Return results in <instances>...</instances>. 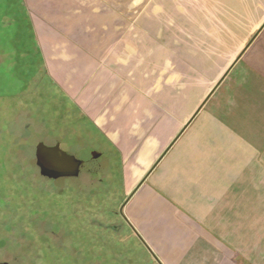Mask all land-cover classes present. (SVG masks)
Returning a JSON list of instances; mask_svg holds the SVG:
<instances>
[{
	"label": "crops",
	"instance_id": "1",
	"mask_svg": "<svg viewBox=\"0 0 264 264\" xmlns=\"http://www.w3.org/2000/svg\"><path fill=\"white\" fill-rule=\"evenodd\" d=\"M178 1L159 25L127 0H22L46 74L114 148L151 255L264 264V0Z\"/></svg>",
	"mask_w": 264,
	"mask_h": 264
},
{
	"label": "rangeland",
	"instance_id": "2",
	"mask_svg": "<svg viewBox=\"0 0 264 264\" xmlns=\"http://www.w3.org/2000/svg\"><path fill=\"white\" fill-rule=\"evenodd\" d=\"M182 5L127 0L128 14L152 10L159 25ZM39 142L60 143L86 166L76 178L40 176ZM123 202L114 148L46 74L22 0H0V262L158 264Z\"/></svg>",
	"mask_w": 264,
	"mask_h": 264
},
{
	"label": "water",
	"instance_id": "3",
	"mask_svg": "<svg viewBox=\"0 0 264 264\" xmlns=\"http://www.w3.org/2000/svg\"><path fill=\"white\" fill-rule=\"evenodd\" d=\"M96 152L92 155L96 156ZM35 164L42 175L57 179L59 177L77 176L82 165V160L60 148L57 142L53 145H46L39 142L35 146ZM0 264H8L0 262Z\"/></svg>",
	"mask_w": 264,
	"mask_h": 264
},
{
	"label": "flooded vegetation",
	"instance_id": "4",
	"mask_svg": "<svg viewBox=\"0 0 264 264\" xmlns=\"http://www.w3.org/2000/svg\"><path fill=\"white\" fill-rule=\"evenodd\" d=\"M25 54L27 55L28 53H27V52H26V53H23L24 56H25ZM22 92H23V91H22ZM56 143H57V142H56ZM53 144H55V143H53ZM53 144H51V145H53ZM59 144H60V143H59ZM99 155H100V154H98V153L96 154V156H93V155H92V158H97V157H99ZM35 165H36V164H35ZM84 166H86V165H85V162L82 161V165H81V167H80L79 173H80L82 167H84ZM36 167H37V166H36ZM37 168H38V167H37ZM38 171H39V175H40V176H42V177H44V178L46 177V176H44V175L41 174L39 168H38ZM88 171H89V168H88ZM79 173H78V175H79ZM78 175H77V176H78ZM77 176L70 177V178H76Z\"/></svg>",
	"mask_w": 264,
	"mask_h": 264
},
{
	"label": "trees",
	"instance_id": "5",
	"mask_svg": "<svg viewBox=\"0 0 264 264\" xmlns=\"http://www.w3.org/2000/svg\"><path fill=\"white\" fill-rule=\"evenodd\" d=\"M152 256H153V255H152ZM153 258L156 260V262H157L158 264H160L154 256H153Z\"/></svg>",
	"mask_w": 264,
	"mask_h": 264
}]
</instances>
